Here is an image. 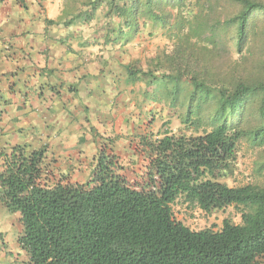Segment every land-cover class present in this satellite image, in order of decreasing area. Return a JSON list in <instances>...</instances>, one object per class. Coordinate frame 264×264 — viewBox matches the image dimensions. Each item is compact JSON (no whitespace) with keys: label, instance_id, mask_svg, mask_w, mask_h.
<instances>
[{"label":"trees","instance_id":"trees-1","mask_svg":"<svg viewBox=\"0 0 264 264\" xmlns=\"http://www.w3.org/2000/svg\"><path fill=\"white\" fill-rule=\"evenodd\" d=\"M230 1L241 6L226 21L236 25L241 52L264 3ZM151 12L143 10L162 19ZM122 15L127 19L135 13L124 7ZM133 18L116 22L117 37L130 36L137 27ZM219 28L211 26L216 33ZM188 80L192 90L183 121L210 129L198 135H141L146 164L134 183L124 174L113 140L101 145L83 182L56 173L45 145L0 149V202L19 214L22 225L17 243L26 258L19 264H256L264 255V188L229 186L221 178L231 170L236 142L244 133L238 129L244 107L257 94L262 122L245 134L264 145V83L238 82L227 90L194 75ZM179 197L205 211L233 206L241 222L224 219L218 230H193L174 216L172 204Z\"/></svg>","mask_w":264,"mask_h":264},{"label":"rangeland","instance_id":"rangeland-1","mask_svg":"<svg viewBox=\"0 0 264 264\" xmlns=\"http://www.w3.org/2000/svg\"><path fill=\"white\" fill-rule=\"evenodd\" d=\"M67 7L72 22H82L85 34L111 36L117 32L116 22H129L133 17L137 22L130 36L113 47L123 65L113 72L117 80L126 81L132 72L130 83H116L114 97L104 106L92 102L79 109L73 105L70 114L79 125L68 124L66 128L75 127L74 131L63 132L62 138H56L58 133L54 137L45 135L34 143L48 148L49 159L59 171L56 173L72 182L90 177L101 145L109 140H113L124 174L134 183L146 164L140 151L141 135H198L209 130L203 123L191 126L183 121L192 90L188 78L192 75L227 90L238 82L264 83V11L256 13L257 22L252 23L239 52L236 25L227 22L241 6L230 0H67ZM124 7L135 15L123 17ZM145 7L152 14H161L162 19L154 20L143 13ZM218 24L219 31L213 32L211 26ZM259 102L257 94L244 107L238 125L244 133L236 142L231 170L221 178L229 186L251 183L264 188V145H257L245 134V130L261 125ZM209 112L205 109L204 114ZM172 209L175 218L193 230H218L224 219L241 222L240 212L233 206L205 211L179 197ZM21 232L19 214L9 212L0 202V264H19L26 258L17 243ZM256 264H264V255Z\"/></svg>","mask_w":264,"mask_h":264},{"label":"crops","instance_id":"crops-1","mask_svg":"<svg viewBox=\"0 0 264 264\" xmlns=\"http://www.w3.org/2000/svg\"><path fill=\"white\" fill-rule=\"evenodd\" d=\"M68 10L67 0H0V149L62 138L79 125L73 105L104 106L132 80L113 72L122 37L85 34Z\"/></svg>","mask_w":264,"mask_h":264}]
</instances>
